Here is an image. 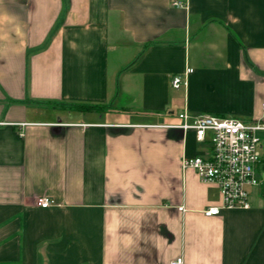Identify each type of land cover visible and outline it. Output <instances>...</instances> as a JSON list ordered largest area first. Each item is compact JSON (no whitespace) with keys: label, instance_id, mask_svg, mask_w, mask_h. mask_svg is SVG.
I'll return each mask as SVG.
<instances>
[{"label":"crops","instance_id":"obj_1","mask_svg":"<svg viewBox=\"0 0 264 264\" xmlns=\"http://www.w3.org/2000/svg\"><path fill=\"white\" fill-rule=\"evenodd\" d=\"M181 1L0 0V264H264V130L248 208L181 164L264 122V0Z\"/></svg>","mask_w":264,"mask_h":264},{"label":"built area","instance_id":"obj_2","mask_svg":"<svg viewBox=\"0 0 264 264\" xmlns=\"http://www.w3.org/2000/svg\"><path fill=\"white\" fill-rule=\"evenodd\" d=\"M177 6L185 5L181 0H172ZM191 67L172 74L171 85L179 88L187 83ZM187 118V111L178 114ZM183 128L195 130L196 138L210 141V149L194 156H184L182 166L192 167L198 177L215 183L220 192L221 203L208 205L203 209L205 215L217 214L220 208H248L250 188L259 183L258 165L261 161V135L264 122L244 120L238 117L201 113L191 122H183ZM52 203L47 196H39L37 204L46 207ZM177 257L170 264H181Z\"/></svg>","mask_w":264,"mask_h":264}]
</instances>
